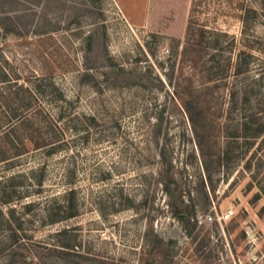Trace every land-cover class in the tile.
Masks as SVG:
<instances>
[{
    "label": "rangeland",
    "instance_id": "1",
    "mask_svg": "<svg viewBox=\"0 0 264 264\" xmlns=\"http://www.w3.org/2000/svg\"><path fill=\"white\" fill-rule=\"evenodd\" d=\"M0 264H264V0H0Z\"/></svg>",
    "mask_w": 264,
    "mask_h": 264
},
{
    "label": "trees",
    "instance_id": "2",
    "mask_svg": "<svg viewBox=\"0 0 264 264\" xmlns=\"http://www.w3.org/2000/svg\"><path fill=\"white\" fill-rule=\"evenodd\" d=\"M190 26H191V21L190 20H188L187 21V23H186V27H185V44H183V45H185V46H183V51L186 49V41L189 39V37H190ZM201 37V36H200ZM197 46H198V48H196V50H200L201 48H202V46L201 45H199L198 43H197ZM247 56H249L248 54H246ZM190 62H192V64L193 65H195L196 64V60L194 59V58H192L191 59V61ZM242 71H244V70H241V68H240V66L238 65L237 67H236V69H235V73H240V72H242ZM170 82V81H169ZM257 85H259V82H258V84ZM242 90V94H243V96H244V98H243V100L247 97V95H248V92L247 91H249V89H247V88H243V89H241ZM176 92V91H175ZM186 92V91H185ZM236 93H237V91H236V89H230L229 91H228V101H227V106L228 107H226V109L228 110V111H231L230 109H232V107H234L235 105H236ZM178 94V93H177ZM186 95H185V98H187L188 99V94L189 93H185ZM184 104V103H183ZM185 105V104H184ZM186 106V105H185ZM202 109V108H201ZM173 215L175 216V218L177 219V220H179V218L177 217V215H176V213L174 212L173 213ZM14 255V253L12 254V256Z\"/></svg>",
    "mask_w": 264,
    "mask_h": 264
},
{
    "label": "built area",
    "instance_id": "3",
    "mask_svg": "<svg viewBox=\"0 0 264 264\" xmlns=\"http://www.w3.org/2000/svg\"><path fill=\"white\" fill-rule=\"evenodd\" d=\"M231 214H232V210H231V209H227V210H225V211L222 213L221 217H222V218H226V217H229Z\"/></svg>",
    "mask_w": 264,
    "mask_h": 264
}]
</instances>
